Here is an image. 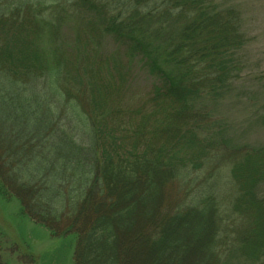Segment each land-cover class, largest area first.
I'll return each instance as SVG.
<instances>
[{
    "label": "trees",
    "instance_id": "16d2710c",
    "mask_svg": "<svg viewBox=\"0 0 264 264\" xmlns=\"http://www.w3.org/2000/svg\"><path fill=\"white\" fill-rule=\"evenodd\" d=\"M36 1L0 0V202L72 239L74 264H264V148L242 149L243 175L231 169L236 204L197 198L191 185L188 201L169 194L222 146L198 139L247 42L239 11L212 0ZM107 36L116 48L105 53ZM134 62L153 79L139 109L124 104L117 69ZM0 264L38 261L0 228Z\"/></svg>",
    "mask_w": 264,
    "mask_h": 264
},
{
    "label": "rangeland",
    "instance_id": "374dc122",
    "mask_svg": "<svg viewBox=\"0 0 264 264\" xmlns=\"http://www.w3.org/2000/svg\"><path fill=\"white\" fill-rule=\"evenodd\" d=\"M57 1L64 0L36 2L53 5ZM212 1L239 11L242 16L241 30L247 42L234 55L238 67L230 80L228 90L212 103L211 123L202 134L199 133L200 145L216 146L220 143L223 147L216 146L209 152L206 168L192 170L193 174H199L195 180L186 181L185 187L177 181L170 186L169 194L174 202H180L182 198L188 201L191 197V191L188 190L191 185L196 187L197 198L203 196V191L206 190L213 192L220 199L236 204L237 198L240 197L241 183L232 179L231 172L236 171L240 176L247 172L248 157L251 156L242 149L264 148V0ZM85 15L83 14L87 17ZM64 28L66 31L63 38L66 36L65 40L72 42L75 36L74 26ZM101 42L105 53L116 48V43L111 37L107 36L101 39ZM117 69L123 73L127 85L129 84L128 91L124 94V104L129 108H141L153 94L151 69L141 68L136 62L129 68L120 64ZM227 146L231 148H224ZM188 157L194 158L195 155L189 153ZM253 159L254 156L251 161ZM196 163L194 161L192 165ZM186 187L188 189H185ZM257 194L264 200V181L258 185ZM17 204L16 201L10 204L0 202V228L11 242H15L22 252L35 256L38 264H74L72 239L53 237L44 226L21 216ZM246 226L248 227V222Z\"/></svg>",
    "mask_w": 264,
    "mask_h": 264
}]
</instances>
